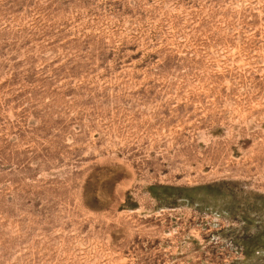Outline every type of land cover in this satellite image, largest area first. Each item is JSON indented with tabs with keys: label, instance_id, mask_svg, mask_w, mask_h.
Segmentation results:
<instances>
[{
	"label": "rangeland",
	"instance_id": "1",
	"mask_svg": "<svg viewBox=\"0 0 264 264\" xmlns=\"http://www.w3.org/2000/svg\"><path fill=\"white\" fill-rule=\"evenodd\" d=\"M0 264H264V0H0Z\"/></svg>",
	"mask_w": 264,
	"mask_h": 264
},
{
	"label": "built area",
	"instance_id": "2",
	"mask_svg": "<svg viewBox=\"0 0 264 264\" xmlns=\"http://www.w3.org/2000/svg\"><path fill=\"white\" fill-rule=\"evenodd\" d=\"M242 255L241 251L240 250H236L233 254V257L234 258H239L240 256Z\"/></svg>",
	"mask_w": 264,
	"mask_h": 264
}]
</instances>
